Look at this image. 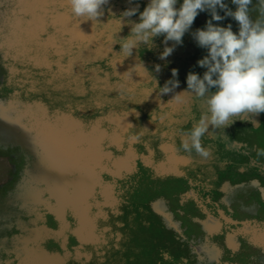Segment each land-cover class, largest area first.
Masks as SVG:
<instances>
[{
	"label": "rangeland",
	"instance_id": "rangeland-1",
	"mask_svg": "<svg viewBox=\"0 0 264 264\" xmlns=\"http://www.w3.org/2000/svg\"><path fill=\"white\" fill-rule=\"evenodd\" d=\"M181 2L182 0H178L176 6L179 7ZM16 3L17 0H0L4 22L6 11L20 17V24L26 20L33 22L32 26L27 28L28 34L31 35L37 27L33 35H38L40 41L35 43V38L29 37L30 39H25L26 42L25 40L22 42L23 46L18 43L10 44L8 39L13 40L16 37L11 34L6 36V27L4 28L3 24L0 26V99L5 100L12 92L19 93L22 99H36L45 105L46 110H64L71 113L72 120L79 128H84L87 122L90 124L99 119L101 128L91 129L90 146L78 149L75 138L69 140L66 133L62 134L68 142H64L62 146L65 161L64 165L59 167L64 170L62 171L64 178L69 174V166L78 165L79 160L84 162L86 168L82 173V169H72L73 172L67 178L71 180V185H62L61 200L63 207L67 206L65 220L72 224L74 217L69 211H74L78 224L93 221L88 213L79 216L80 212L77 211L79 208L76 207L86 205L83 197L77 201L79 185H82L79 180L84 174L91 179L92 169L95 170L99 183L104 179L106 183L112 185L102 187V193L106 195L105 190L109 188V193L116 201L114 208L103 207V217L101 215L97 219V226L106 229L103 245H98V249V246H83L86 251L93 253L91 261L68 259L64 264L193 263L196 257L190 251V245H195V239L203 234L200 225L193 221V217L203 218L204 210L219 217L221 221L223 218L219 211L235 220L232 223L223 222L224 232L242 228L241 221L248 220L249 227L257 225L264 237L262 197L264 156L258 155V150L264 149V113L245 112L230 118V122L225 125L215 128L209 125L201 138L202 146L209 153L207 157L195 151L186 153L180 148L182 135L207 111L204 101L188 90L186 76L190 71L202 76L206 70L197 64V60L207 54L206 49L197 45L192 33L205 26L206 21L211 19L210 13L207 11L198 13L190 29L183 35L182 43L168 41L166 45L161 35L153 38L151 46L140 44L139 48L132 49L130 56L124 57V54L120 53V45L111 44L112 39L127 37L130 32L128 22L138 21L139 13L131 17H122L121 14L126 8L136 5H139V11H143L148 0H108V4L103 6V15L97 17L96 21L75 17L67 0H56L55 3L45 5L23 2L21 6ZM225 3L235 10L231 0H225ZM42 8L54 9L59 14L58 30H54L50 23L41 25L39 21L33 19V12L40 15L39 10ZM255 8L256 0H253L250 12L253 19L258 15ZM217 12L224 16L223 10L217 8ZM213 23L222 27L231 24L233 32H237L239 27L234 18L227 16ZM17 35L20 37L17 40L24 39L21 37L22 34ZM16 44L20 45L19 49H23L29 57L8 59L18 68V71L11 75L3 55L7 49L12 53L19 52ZM37 44L39 47L35 48ZM165 46L172 47L173 51L166 59H160V53ZM45 48L48 49V62L42 55H34L35 50L40 54ZM156 65L160 66L159 72L155 70ZM173 68L177 70L175 78L172 77ZM169 79H177L178 87L173 92L160 94L158 88H155V80L162 87ZM175 92L179 95L173 98ZM113 112L116 116L111 114ZM131 112H137L138 115L131 116L130 125H126L128 120H125L127 116L124 114ZM118 116L120 117L118 121H109V118ZM151 121L154 124H151ZM145 122H150L153 129L144 128ZM68 126L69 136L80 135L73 122ZM163 132L174 142L180 154L191 161L180 168L183 175L155 173L140 158L151 155L147 147L155 149V155L160 157L156 147ZM104 137L120 140L118 142L120 147L128 146L130 149L123 152V148L118 150L106 141L101 146L98 144L99 149L94 148L93 145H96L97 141H102ZM130 139L131 143H127L126 140ZM40 142L47 145V141L42 138ZM132 149L136 153L135 156L131 153ZM98 154L102 158H98ZM120 154L125 155L120 162L112 161L115 155ZM32 157L33 154H29L17 144L7 147L0 145L2 195L13 190L18 180L25 176V167ZM94 157L96 159L93 161ZM131 161L127 170L123 167H119L118 171L113 169V164L124 166ZM44 162H47V159ZM46 164V166L39 164L40 167L36 165L41 175L47 174L52 176V179L56 176L63 178L55 170V166H50L51 162ZM26 176L35 180L32 174ZM223 181H229L232 185L247 184L244 189L236 192L234 200L229 205L220 201L222 193L218 188ZM251 181H256L258 187L249 186ZM90 188L89 195H93V199L101 198L98 194L101 186L92 184ZM92 189L94 191H91ZM186 191L195 193V197L181 200V195ZM155 199H162L167 204L174 218L180 221L183 235L164 227L160 217L150 206L151 201ZM52 201L56 202V199L52 198ZM241 205H254L258 212L257 214L243 212L240 209ZM53 216L50 212H43L44 219L39 223L55 228ZM22 218L27 220L29 216L23 214ZM78 224L75 226L76 233ZM9 231L18 232L15 227ZM87 233L89 234L85 235L86 238L93 237V227L89 228ZM80 238L81 242L87 240L83 239V235ZM222 238L223 233H216L213 239H219L222 245ZM238 238V251L231 252L224 246L221 263L264 264V246H257L245 235H238ZM67 240V248L72 251L77 241L69 233ZM49 242L48 249L60 251L57 243H53L52 239ZM9 258L12 259L10 264H16L12 254H9ZM209 264L219 263L215 261Z\"/></svg>",
	"mask_w": 264,
	"mask_h": 264
},
{
	"label": "clouds",
	"instance_id": "clouds-1",
	"mask_svg": "<svg viewBox=\"0 0 264 264\" xmlns=\"http://www.w3.org/2000/svg\"><path fill=\"white\" fill-rule=\"evenodd\" d=\"M71 13L84 20L96 21L103 15V6L108 0H67ZM148 0L143 11L139 5L126 8L121 16L131 17L139 13L138 21H130L127 37L112 39L111 44L120 45V53L130 56L133 48L140 44L151 46L154 37L163 35L164 43L174 41L182 43V37L193 24L199 12L207 11L211 19L203 28L192 33L197 45L206 49L207 54L197 60V64L206 69L202 76L188 72L186 83L188 90L207 106L206 113L181 137L180 148L191 153L195 151L203 157L209 155L202 146L201 138L208 126L225 125L230 118L245 112L264 113V0H256L257 18L250 15L253 0H231L235 10L228 7L225 0ZM223 10L224 16L217 12ZM232 17L238 23V31L233 32L231 24L220 26L213 21ZM119 30L121 19L119 18ZM173 51L165 46L160 59H166ZM155 70L160 71L156 65ZM172 77L177 70H171ZM177 79L166 80L160 87L155 80V88L160 94L173 92L178 87ZM212 89H215L212 91ZM179 94H175L178 96ZM264 156V149L258 150Z\"/></svg>",
	"mask_w": 264,
	"mask_h": 264
},
{
	"label": "bare ground",
	"instance_id": "bare-ground-1",
	"mask_svg": "<svg viewBox=\"0 0 264 264\" xmlns=\"http://www.w3.org/2000/svg\"><path fill=\"white\" fill-rule=\"evenodd\" d=\"M22 3L23 2H21V0H17L16 5L19 4L23 6ZM28 9L29 7L27 6L26 10ZM12 14L13 13L6 11V21L4 22L3 27L5 28L7 26L9 32H12L13 31L12 29H14L15 32L18 31L17 33L20 35L22 34L21 36H23L24 39H30L34 37L33 32L34 31L36 32L37 27L32 31L31 35H29L27 31V28H30L33 22L31 23L28 22L29 20L28 21L26 20L23 23L26 25L17 23L16 15L14 14L12 15ZM15 24H19V25L16 26ZM20 26L21 28H19ZM15 32L11 33V35L18 37L17 33L14 34ZM7 35L8 34H6V36ZM3 102H4L3 104L4 118L0 119V124H1L0 134L1 133L4 135L12 134L11 136L22 139L24 141V148L28 150L29 149L36 150V152H38V155L36 156L37 158L34 164L35 166L32 167L31 171L28 170V172H26V175L32 174L35 180L31 181L25 175L24 180L21 183L16 184L13 190L6 192L5 195H2L0 193V225L3 224L6 225V227L3 226V228L0 230V242H2L0 243V264L6 263V252L13 253L17 264L59 263L63 261L65 256L46 250L42 243L46 239H54L57 242L61 240L62 235L60 233L63 232L65 228L68 227V223L64 218L66 214L67 206H65L64 208L63 202L61 200V195H62L61 189L63 187L62 185L64 184L71 185V180L67 178L69 177V174L73 172V170L82 169L81 170L82 173L83 170L86 169L84 168L85 165L84 162L79 160L78 165L76 164L74 166H69L68 169L69 174H67L68 175L67 178H64L62 172L64 170L59 167L63 166L64 165L63 162L65 161V159L63 158L62 146L64 142L65 143L68 142L62 137L63 136L62 134L66 133L68 135V138H70L69 140L75 138L77 148L80 149L90 146L89 145L91 144L90 131L92 128L89 129L87 127V124H85L84 128L81 127L79 128V125L72 120L71 113L70 114L66 113L64 110L63 111L61 110L49 111L48 109L46 110L45 105H43L41 102L33 98L22 99L19 93L12 92L11 94L6 96V99ZM20 120L23 123H20ZM25 120L27 122L29 121V123H27ZM24 122H26V124L29 126L28 128L37 131V134L34 135V137H27L26 135L23 134V132H21L25 126ZM72 122L75 124L76 130L80 131V135L72 136V137L69 136L70 128L68 124ZM8 123H11L10 128H14L15 130L6 129V124ZM98 127L99 126H96L94 128L100 130ZM5 129L6 131H2ZM41 138L47 141V145L46 143L44 144L40 142ZM101 142H102L101 140L99 142L97 141V144L93 145L94 148L99 149L98 144L101 146ZM163 146L165 147L163 149H165L168 152L167 161H169V164H172L173 162L175 163L177 161V157L173 152V150L170 148L168 144H163ZM127 149H125L126 152H128ZM124 157L125 155L114 156V159L112 158L113 159L112 161L118 163ZM98 158H102V156L98 154ZM46 159L47 162H44V160ZM95 159L96 158L94 157L93 161ZM49 162L52 163V165L50 166H55V170L60 175H62L63 178H60V176H56L55 178L52 179V176H49L47 174L41 175L40 170H38L37 167H40L39 164L41 165L44 164V166H46L47 165L46 163ZM87 162L89 164V161ZM129 164L130 163H128L127 165ZM64 167H66V165ZM172 168L170 169L172 170ZM48 169H50V167ZM92 170H91L92 172L91 174L93 177L91 179H89V176H87V174H84L83 176H81V179L79 180L82 183V185L81 184L79 185L80 190L77 193V201L82 197L83 200L86 201V203L88 201V198L90 196L89 195V191L91 189L90 187L92 184L96 183V179H97L95 170L93 171ZM94 176L96 178H94ZM91 191H94V189H92ZM105 191L107 194L106 196L108 197L110 189L106 188ZM52 198L56 199V202H53ZM163 203L164 202L162 201V199H157V200L155 199L154 201H152L151 207L153 208L155 213L161 217L162 221L166 226L177 229L178 223L173 219L170 212H166L164 206L165 203L164 204ZM76 207L77 209L79 208L77 210L78 212H80L79 216L82 214L85 215L89 212L87 210L88 208L86 207V205H83L82 207H78V206ZM43 212H50L60 220V228H59L60 230H55L54 228L48 227L45 223H39V221H43L44 219ZM23 214L28 215L29 219L27 220L23 219L22 218ZM89 225L93 227V221L91 222L88 221V224H85L84 222H82V224L79 223L77 226V235H79L80 237L83 235V239H88V237L86 238L85 235L89 234L87 233V230L91 228ZM203 226L208 231H212L214 227H216L215 222L210 218H207L204 221ZM13 227H15L18 230V232L12 233L10 236H7L6 229L8 228L12 229ZM92 234L93 237H90L89 239L92 238L96 239L94 238L95 237L94 233ZM252 236L254 237L255 240L261 243L260 240H262L263 237L261 232L252 230ZM229 239L231 240L234 238L230 236ZM201 247H202V251L205 254L204 255L205 259H211L218 253V249L210 244L205 243L202 244ZM3 254L5 255V257H3Z\"/></svg>",
	"mask_w": 264,
	"mask_h": 264
},
{
	"label": "flooded vegetation",
	"instance_id": "flooded-vegetation-1",
	"mask_svg": "<svg viewBox=\"0 0 264 264\" xmlns=\"http://www.w3.org/2000/svg\"><path fill=\"white\" fill-rule=\"evenodd\" d=\"M175 94H178L177 92L174 93ZM188 101V100H187ZM187 107V106H186ZM112 115L116 116V113H111ZM130 116H129V115ZM126 113L124 114L125 116H127L128 118V123H126V125H130L131 123V116H136L138 115L137 112H132V113ZM111 115V116H112ZM116 118V119H115ZM120 118L119 116L118 117H112V118H109V121L110 122H114L115 120L118 121L117 119ZM127 118L125 117V120L127 121ZM99 119H97L96 121H93L89 124V122H87V127L89 129L91 128H94L96 126H99ZM163 121V119H160ZM153 121V120H152ZM151 121V124H154L153 122ZM147 122H145V127L146 129H153L152 125ZM151 125V126H150ZM164 133V134H163ZM161 133L160 137V142L157 144V147L156 149L159 151L160 153V157H157L155 155L156 153V150L153 149V148H148V151H150V154L151 155H147V156H141V160L144 161L146 163V165L148 167H150L155 173H159L160 174H175L177 176H180V175H183V172L180 170L181 167L183 166H186L187 164L191 163L190 159L182 154H180V152L178 151L176 145L174 144V142H172V140H169L166 133L163 132ZM133 139V138H132ZM104 141L107 142V144H109L110 146H114L116 149L120 150L122 149V145L121 147L118 145V142H120V140H112V139H109L108 137H104L101 144L102 143H105ZM127 143H129V140H126ZM131 141V139H130ZM123 143V141H122ZM163 144H168L170 146V148L173 150V152L175 153L176 157H177V161L173 164H169V161H167V151L163 148H165L163 146ZM160 146V147H159ZM162 146V147H161ZM128 146L124 147L123 148V152L125 151V149H127ZM161 148V149H160ZM177 149V150H176ZM169 151V150H168ZM177 151V152H176ZM152 152V153H151ZM132 153H133V156H135V152L133 151L132 149ZM121 155V154H120ZM123 155V154H122ZM164 155V156H163ZM117 156V155H115ZM156 156V157H155ZM149 160H148V158ZM152 158V159H151ZM182 158V159H181ZM136 159V157H135ZM180 159V160H178ZM151 161V162H150ZM166 161V163H165ZM183 161V162H182ZM182 162V163H181ZM185 162V163H184ZM132 161L130 162L129 165H116V164H113L115 170L118 171V169H120L119 167H123L124 169H129L130 168V165H131ZM166 164V165H165ZM181 164V165H180ZM168 166H171V167H168ZM174 169H173V168ZM103 168V167H102ZM156 168V169H155ZM159 168V169H158ZM169 168V169H168ZM172 168V170L170 169ZM158 169V170H157ZM123 170V169H122ZM171 170V171H169ZM157 171V172H156ZM102 180V179H101ZM103 181V185H101ZM101 181V183L98 182V180L96 179V183L95 184H98L99 186H101L100 190L98 191V194H99V197L101 198H95L93 199V195L92 196H89L88 198V201L86 203V206H87V211L89 215H91L92 217V220H93V231H94V235L97 236L96 239H87L86 241L84 242H81V238L78 237L77 233H76V230H75V226L77 225V218L74 214V211H69V213H72V216L74 217V222L72 224H70V222H67L68 223V227L65 228V230L63 232H61L60 234L62 235L61 237V240H59L58 242L54 239L53 240V243H57L58 246L60 247V251H57V250H50L48 249L47 245L50 243L49 240L50 239H46L42 244L44 246V248L50 252H55V253H58L59 255H62V256H65V258L63 259V261L59 262V263H55V264H64L67 262L68 259H74V260H77V261H91V259L93 258V253H91L90 251H86L83 246L84 245H92V246H100V245H103V236L105 234V230L106 229H100L97 225V219L100 218V216L102 215V212H103V207L105 206H109V207H112L114 208L115 204H116V201L113 197V195L111 193H109V196L107 197L105 194H103V189L102 187L104 186H112L110 183H106L104 181V179ZM228 183V184H227ZM253 183V184H252ZM94 184V185H95ZM257 184V185H256ZM247 185V184H246ZM245 184H236V185H232L229 181H223L220 185H219V191L222 193L221 195V198H220V201L225 204V205H229L235 197V194L238 190H241V189H244V187L246 186ZM249 186H254V187H258V183L256 181H251L249 183ZM236 187V188H235ZM222 189V190H221ZM226 192V194H225ZM188 194V195H187ZM112 196V197H111ZM186 197H192L194 198L195 197V193L191 192V191H186L183 193V195H181V199H184ZM262 197L264 198V191L262 190ZM227 198V199H226ZM230 199V200H229ZM154 201V200H153ZM163 201V200H162ZM91 202V203H90ZM90 203V204H89ZM152 203V201H151ZM151 203H150V206H151ZM166 204V203H165ZM102 206V207H101ZM166 207H167V204H166ZM203 207V206H202ZM250 208V210H249ZM152 209V207H151ZM240 209L241 211L243 212H246V213H251V214H257V207L254 206V205H241L240 206ZM153 210V209H152ZM168 210V209H167ZM204 210V208L202 209ZM154 212V211H153ZM205 212V215L203 218H197V223L200 224V226L202 227V229L204 231H208L206 228H204L203 226V223L204 221L207 219V218H210L211 220H213L215 222V226L214 229L211 231V232H217V233H223V238H222V242L223 244L221 245L220 244V241L219 239L218 240H214L212 238H206L204 236H201L200 239H199V243L196 247H192L190 249V251L192 253L195 254V257H196V260L193 262V263H190V264H208L207 262H215L216 260H218L219 258H222L224 256L223 254V251H224V246L226 248H228L231 252H236L238 251V248H239V238H238V235H245L249 241L255 243L257 246L261 247L262 244L260 242H258L257 240L254 239V237L252 236V230L253 231H259V232H262L258 227L257 225L255 226H250V223H248V221L246 223H242V228H239L237 230H233L232 232H224V227H223V222H227V220H225V218H223V221H221V219L219 217H215L213 216L212 214H210L209 212H207V210L203 211ZM220 212V211H219ZM155 213V212H154ZM158 215V214H157ZM159 216V215H158ZM103 217V215H102ZM160 217V216H159ZM173 217V215H172ZM229 217V216H228ZM53 219H54V222H55V225L56 227L54 228L55 230H60V220L54 215L53 216ZM161 219V217H160ZM173 219L176 221V219L173 217ZM161 222L162 224H164V222L162 221L161 219ZM97 226V227H96ZM164 227L167 228V229H170L172 231H174L172 227H168L164 224ZM179 227V226H178ZM14 228V227H13ZM221 228V229H220ZM220 229V230H219ZM11 230L10 228L6 229V235L7 236H10L12 233H9ZM75 230V231H74ZM219 230V231H218ZM68 233L73 235L77 241V245H75L73 248H72V251L68 250L67 248V239H68ZM241 233V234H240ZM232 236L234 239H229V237ZM210 244L214 247H216L218 249V253L212 257L211 259H205L204 258V252L202 251V244ZM99 246L97 247V249L99 248ZM264 249V248H263ZM76 252H78V254L76 255ZM9 254H12L13 256V259L15 260L16 262V259L14 258V255L13 253L11 252H6V264H10L11 262V259L9 258ZM17 264V262H16ZM53 264V263H52ZM224 264H231L230 262L229 263H224Z\"/></svg>",
	"mask_w": 264,
	"mask_h": 264
},
{
	"label": "water",
	"instance_id": "water-1",
	"mask_svg": "<svg viewBox=\"0 0 264 264\" xmlns=\"http://www.w3.org/2000/svg\"><path fill=\"white\" fill-rule=\"evenodd\" d=\"M4 11L3 10H0V26L2 25V24H4ZM17 19V23H21V21H19L18 19H20V17H16ZM19 28H21V26L19 27ZM6 29H7V31H6V34H8V35H10L11 33H13V32H15V30L14 29H12L13 31L12 32H9L8 31V28H7V26H6ZM0 30H1V28H0ZM18 31H16L14 34H16ZM10 33V34H9ZM22 37V36H21ZM20 38V37H19ZM18 37H16L15 39H8V42H10V44H13V43H18V44H20V45H22L23 46V44H22V42H24V40L25 39H20V40H17V39H19ZM34 40H35V43H38L39 41H40V38L38 37V35L37 36H34ZM10 40V41H9ZM27 40H25V42H26ZM18 44H16L15 46L17 47V49H19V47H20V45H18ZM39 47V45L37 44V46L35 47V48H38ZM48 49H43V53H38L36 50H35V52H34V55H36V56H40V55H42V58L44 57L46 60H47V62L49 61L48 60V58H47V53H48V51H47ZM3 57L4 58H6V66H7V68H8V71H9V73L12 75V74H14L15 72H17L18 71V68L17 67H15L14 66V64H13V62H11V61H9L8 59H13V60H15V59H28V54H25V51H23V49H19V52L18 51H16V53H12V52H10L9 51V49H7L6 50V52H4V55H3ZM26 62V61H25ZM50 63V62H49ZM54 72V74H55V71H53ZM4 100L3 99H0V104H4V102H3ZM42 103V102H41ZM20 123H23L21 120H20ZM27 123H29V121L27 122ZM1 125V124H0ZM10 125H11V123H8V124H6V129H11V130H15L14 128H10ZM24 125L26 126H24V129L21 131V132H23V134L24 135H26L27 137H34V135H36L37 134V131H34L33 129L31 130L30 128H28L29 126L26 124V122H24ZM1 127V126H0ZM6 129L5 130H2V131H6ZM27 131H26V130ZM30 130V131H29ZM12 134H0V145H2L3 147H7V146H12V145H15V144H17V145H19L23 150H25L26 152H28L29 154H33V157H32V159H31V161L30 162H27L28 164L26 165V167H25V175H26V172H28V170H30L31 171V169H32V167H34L35 165V162H36V156L38 155V153L36 152V150H32V149H26V148H24V141L22 140V139H20V138H16V137H14V136H11ZM132 140H134V138L132 139ZM131 140V141H132ZM131 141L129 140V143H131ZM131 147V146H130ZM28 175V174H27ZM24 178H25V176L23 175L22 176V178L21 179H19L18 180V182H17V184H19V183H21L23 180H24ZM31 181H32V179H30ZM157 200V199H156ZM182 200V199H181ZM164 204V203H163ZM164 206H165V210H166V212H170L171 213V216L173 215V213L168 209V207H166V205L164 204ZM168 209V210H167ZM220 216L222 217V218H225V220H227L228 222H235V220H233L232 218H230V217H228L227 215H225V214H223V213H221V211H220ZM174 217V216H173ZM64 218H65V216H64ZM197 217H193V221H196L197 222ZM67 221V220H66ZM248 220H245V221H241V223H246ZM176 222L178 223V228L177 229H173L175 232H177V233H179L180 235H183V234H181V232H182V230H183V228H181V226H180V221L179 220H176ZM248 223H250L249 221H248ZM3 226H5L6 227V225H0V230L3 228ZM4 227V228H5ZM200 229L202 230V232H203V234L201 235V236H204V237H206V238H214V236H215V234L217 233V232H211V231H204L203 229H202V227L200 226ZM221 229V228H220ZM219 229V230H220ZM218 230V231H219ZM226 232H228V231H226ZM225 232V233H226ZM199 239H200V236L199 237H197L196 239H195V242H196V244L195 245H190V248H192V247H196L197 245H198V243H199ZM194 240V239H193ZM261 241V244L263 243V246H264V240H263V237H262V240H260ZM12 260V259H11ZM216 262H218L219 264H224V263H221V261H220V258L218 259V260H216ZM208 264L209 263H211V262H207ZM6 264V263H5Z\"/></svg>",
	"mask_w": 264,
	"mask_h": 264
},
{
	"label": "snow or ice",
	"instance_id": "snow-or-ice-1",
	"mask_svg": "<svg viewBox=\"0 0 264 264\" xmlns=\"http://www.w3.org/2000/svg\"><path fill=\"white\" fill-rule=\"evenodd\" d=\"M21 2L45 5L49 3H55L56 0H21ZM39 11H40V15H37L35 11L33 12V19L39 21L41 25L45 24L46 22L50 23L54 30H58L57 16L59 14L56 13L54 9H48V8H42ZM3 118H4V109H3V105L0 104V119Z\"/></svg>",
	"mask_w": 264,
	"mask_h": 264
}]
</instances>
